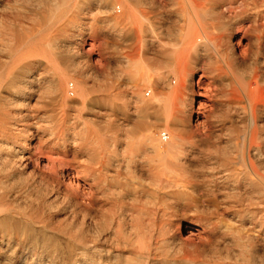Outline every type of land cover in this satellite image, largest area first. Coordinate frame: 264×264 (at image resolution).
I'll use <instances>...</instances> for the list:
<instances>
[{
	"label": "bare ground",
	"instance_id": "6f19581e",
	"mask_svg": "<svg viewBox=\"0 0 264 264\" xmlns=\"http://www.w3.org/2000/svg\"><path fill=\"white\" fill-rule=\"evenodd\" d=\"M179 3L172 28L163 0H103L95 51L79 19L42 33L81 0H0V264H264V0ZM80 58L133 82L91 108L138 113L82 155Z\"/></svg>",
	"mask_w": 264,
	"mask_h": 264
},
{
	"label": "rangeland",
	"instance_id": "374dc122",
	"mask_svg": "<svg viewBox=\"0 0 264 264\" xmlns=\"http://www.w3.org/2000/svg\"><path fill=\"white\" fill-rule=\"evenodd\" d=\"M82 6L81 7H73L64 17V19L59 22L57 25L52 26L50 28H46L43 30V35H53L58 36V30L61 26L69 24L68 22L72 19H79L82 23V28H84L85 32L88 33V36L91 38L96 39L97 47L95 51H98L100 48V44L102 43V12H101V2L103 0H81ZM164 8L163 12L165 17L167 18V25L176 28L182 25L183 20L180 15L181 11V4L179 0H163ZM146 7V6H144ZM39 18L37 20V27L40 28L43 19L41 17L42 10H39ZM116 14V13H114ZM68 29L71 32L78 31V28L69 27ZM89 38V40H91ZM72 43L78 42V40L73 39L71 40ZM116 41V40H115ZM87 46V45H86ZM158 49V48H157ZM153 49L151 52H148V55L151 56H158V58L162 61H166L167 55L162 52V50ZM71 54H76L77 52L71 51ZM80 63L78 66V71H82L81 78L86 81V93L85 98L82 102H86L84 105H81L76 108H70L68 110V126L71 128L72 131L81 133L83 138L84 146L81 149L80 155L86 153L88 148H97L98 143L97 140L101 135L103 128L108 122L111 120H115L119 126V131L124 132L128 130L133 123L134 119L137 118L138 113L134 112L132 106L131 108V115L130 117L125 116L123 113H114L109 115L107 108L97 105L95 108H91L88 102H105V97L107 95L112 96V102H126V98L123 97V92L130 91L131 81H126L123 79L122 75H120L119 69L120 68L117 64H115L114 60L111 64V67L108 70H104L101 64H88L82 58L75 59ZM39 70L42 71V66L39 67ZM138 78V77H137ZM136 78V79H137ZM108 80H111V83L108 84ZM111 85V89L108 91V86ZM122 93V94H121ZM43 95V93H40ZM33 102H43L42 98L38 99L37 101ZM196 106V103H195ZM42 108H39L41 110ZM111 113V112H110ZM109 115V116H108ZM228 121V120H227ZM227 125L229 123L227 122ZM218 126L214 125L213 130H216ZM118 129V128H117ZM117 129H113V131H117ZM220 132V131H219ZM225 132V131H224ZM224 132H221L222 134ZM228 132V131H227ZM158 135L161 134L160 130L156 132ZM224 136L227 134H223ZM96 140V142H93ZM209 167L211 164L206 163ZM173 166H176L179 169L177 163H173ZM69 166H75L74 162H70ZM179 171V170H178ZM180 172V171H179ZM171 176V175H169ZM125 181V179H123ZM167 201L170 203L174 202L178 197L176 195H167L165 197ZM72 219L66 218L64 216H60L59 219L55 220V224L59 225H66L70 223Z\"/></svg>",
	"mask_w": 264,
	"mask_h": 264
},
{
	"label": "built area",
	"instance_id": "2783aa9c",
	"mask_svg": "<svg viewBox=\"0 0 264 264\" xmlns=\"http://www.w3.org/2000/svg\"><path fill=\"white\" fill-rule=\"evenodd\" d=\"M164 136H166L165 134H163Z\"/></svg>",
	"mask_w": 264,
	"mask_h": 264
}]
</instances>
